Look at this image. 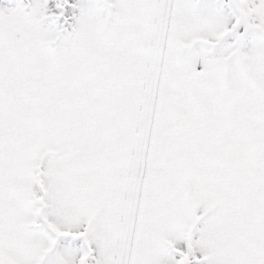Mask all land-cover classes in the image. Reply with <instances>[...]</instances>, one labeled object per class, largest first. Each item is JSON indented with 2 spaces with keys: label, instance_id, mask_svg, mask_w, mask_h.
Segmentation results:
<instances>
[{
  "label": "snow or ice",
  "instance_id": "snow-or-ice-1",
  "mask_svg": "<svg viewBox=\"0 0 264 264\" xmlns=\"http://www.w3.org/2000/svg\"><path fill=\"white\" fill-rule=\"evenodd\" d=\"M0 264H264V0H0Z\"/></svg>",
  "mask_w": 264,
  "mask_h": 264
}]
</instances>
